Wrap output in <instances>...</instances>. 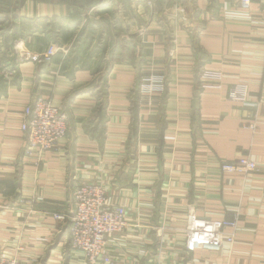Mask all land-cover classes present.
Instances as JSON below:
<instances>
[{
  "label": "crops",
  "instance_id": "crops-1",
  "mask_svg": "<svg viewBox=\"0 0 264 264\" xmlns=\"http://www.w3.org/2000/svg\"><path fill=\"white\" fill-rule=\"evenodd\" d=\"M263 5L0 0V256L85 264L69 223L50 213H71L76 186L92 183L127 211L113 264H264ZM52 26L62 50L46 63ZM161 76L164 95H150ZM38 98L68 117L66 138L39 161L24 157L21 131ZM242 156L258 171L221 172ZM189 207L201 219L239 213L235 245L185 253Z\"/></svg>",
  "mask_w": 264,
  "mask_h": 264
},
{
  "label": "built area",
  "instance_id": "built-area-1",
  "mask_svg": "<svg viewBox=\"0 0 264 264\" xmlns=\"http://www.w3.org/2000/svg\"><path fill=\"white\" fill-rule=\"evenodd\" d=\"M153 9L158 0H134ZM237 5L249 10L252 0H237ZM264 19V5L259 14ZM171 55L178 52V41L172 39ZM59 49L51 45L43 55L50 63ZM12 71L5 72L9 77ZM214 79L211 73L203 74L202 81ZM165 78L161 76L150 84V95L165 93ZM152 93V94H151ZM231 99L249 104L245 92L232 90ZM21 131L25 137V158L38 159L58 147L68 132V117L61 107L50 100L38 98L24 109ZM250 128L254 129V125ZM258 171L257 162L248 156L240 157L233 164L221 166L222 173H247ZM73 211H56L50 217L61 224L70 225V249L83 257L85 264H113L109 253L112 237L124 234L129 226L127 211L122 205L110 203L106 189L97 184L79 183L73 192ZM240 229L239 213L229 218L201 219L194 207L188 208L187 226L184 229V251L187 254L198 250L218 252L225 244L235 245ZM0 264H23L16 256H0Z\"/></svg>",
  "mask_w": 264,
  "mask_h": 264
},
{
  "label": "rangeland",
  "instance_id": "rangeland-1",
  "mask_svg": "<svg viewBox=\"0 0 264 264\" xmlns=\"http://www.w3.org/2000/svg\"><path fill=\"white\" fill-rule=\"evenodd\" d=\"M159 1V0H158ZM146 7V9L148 8V9H150L148 6H145ZM155 8V7H154ZM153 8V9H154ZM50 31V40H51V42H50V44L51 45H56L57 47H58V49H59V51H61L62 50V42H61V40L59 41V39H58V31L56 30V27H51V29L49 30ZM174 46H171V49L173 48ZM173 57V56H172ZM164 77V76H163ZM165 78V77H164ZM165 85H167V80H166V78H165Z\"/></svg>",
  "mask_w": 264,
  "mask_h": 264
}]
</instances>
